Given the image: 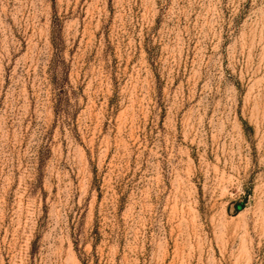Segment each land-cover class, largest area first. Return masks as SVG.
Wrapping results in <instances>:
<instances>
[{"label": "rangeland", "instance_id": "374dc122", "mask_svg": "<svg viewBox=\"0 0 264 264\" xmlns=\"http://www.w3.org/2000/svg\"><path fill=\"white\" fill-rule=\"evenodd\" d=\"M0 264H264V0H0Z\"/></svg>", "mask_w": 264, "mask_h": 264}]
</instances>
